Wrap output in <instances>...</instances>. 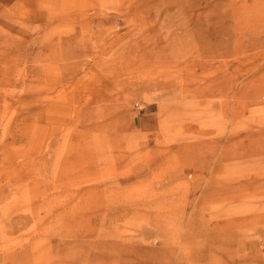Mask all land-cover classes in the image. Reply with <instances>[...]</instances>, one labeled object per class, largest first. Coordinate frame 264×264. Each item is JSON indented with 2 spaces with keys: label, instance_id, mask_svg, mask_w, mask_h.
<instances>
[{
  "label": "rangeland",
  "instance_id": "obj_1",
  "mask_svg": "<svg viewBox=\"0 0 264 264\" xmlns=\"http://www.w3.org/2000/svg\"><path fill=\"white\" fill-rule=\"evenodd\" d=\"M0 264H264V0H0Z\"/></svg>",
  "mask_w": 264,
  "mask_h": 264
},
{
  "label": "bare ground",
  "instance_id": "obj_2",
  "mask_svg": "<svg viewBox=\"0 0 264 264\" xmlns=\"http://www.w3.org/2000/svg\"><path fill=\"white\" fill-rule=\"evenodd\" d=\"M141 186V185H140ZM139 187V186H138ZM135 188H137V187H135ZM174 191H172V189H169V190H167V191H164V192H162V193H156L158 196H159V194H160V196H163V197H166V196H168L169 195V197H170V195L173 193ZM173 197V196H172ZM170 199V198H169ZM171 200V202H168V201H166L165 203H163V201H165L164 199H163V201H162V204L160 205L159 204V209H161V210H163V211H165V213H166V215L167 214H169L170 215V212L173 210V207L175 206L174 205V203H175V200H176V198H171L170 199ZM108 201L110 202V200L108 199ZM161 201V200H160ZM177 202V201H176ZM179 204V203H178ZM107 207H110V206H107ZM107 209V208H106ZM157 213H159V212H157ZM162 213V212H161ZM108 214V213H107ZM106 214V215H107ZM164 214V213H163ZM183 214V213H182ZM159 216H163L162 214L161 215H159ZM170 217V216H169ZM171 218V217H170ZM190 218V217H189ZM183 220V215H179V214H176L175 216H174V218H173V223H176V224H179V223H181V221ZM161 221V220H160ZM172 223V222H171ZM203 223V222H202ZM167 224H169V221L167 222ZM175 224V225H176ZM198 223L197 222H195L194 220L192 221L191 219H189V221H187V225H186V236H185V239H184V243H185V251H189L190 252V250L192 249V246H194V239L195 238H198L200 235H201V233H202V231H201V229L200 228H198V227H196V226H198L197 225ZM167 226V225H166ZM170 227V226H169ZM204 243H207L206 241L204 242ZM208 245V244H207ZM209 246V245H208ZM207 246V247H208ZM198 247V246H197ZM194 251V250H193ZM199 251V250H198ZM186 252V253H187ZM197 252V251H196ZM196 252H194V256L196 257V259H200L201 257H202V255H201V252L200 253H197V254H195ZM158 257V256H157Z\"/></svg>",
  "mask_w": 264,
  "mask_h": 264
}]
</instances>
